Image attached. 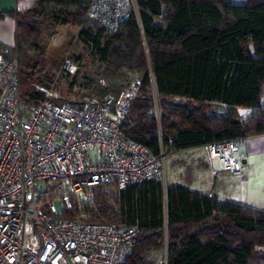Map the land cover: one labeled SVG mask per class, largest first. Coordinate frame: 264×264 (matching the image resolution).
<instances>
[{"label": "trees", "instance_id": "1", "mask_svg": "<svg viewBox=\"0 0 264 264\" xmlns=\"http://www.w3.org/2000/svg\"><path fill=\"white\" fill-rule=\"evenodd\" d=\"M89 1L36 0L10 14L16 40L5 57L21 66L50 14L56 24H77L99 63L88 96L116 98L139 79L122 131L152 156L264 135V0H134L136 12L114 32L86 17ZM31 87L24 101L40 103ZM213 104L224 107L222 117L209 115ZM238 109L250 113L242 119ZM89 203L88 222L136 226L123 264H151L161 251L165 264H264L262 209L154 181L115 195L96 188ZM74 210L60 216L73 219Z\"/></svg>", "mask_w": 264, "mask_h": 264}, {"label": "built area", "instance_id": "2", "mask_svg": "<svg viewBox=\"0 0 264 264\" xmlns=\"http://www.w3.org/2000/svg\"><path fill=\"white\" fill-rule=\"evenodd\" d=\"M135 12L134 0H90L86 17L114 32ZM76 71L74 60L64 58L60 72ZM32 87L40 103L24 101L19 61L0 51V264H123L136 226L62 218L54 202L69 211L72 200L85 201L99 187L122 191L151 181L165 186L166 153L152 156L122 131L139 79L116 98L88 96L78 105L55 104L50 88ZM245 140L204 149L223 172L239 177ZM38 183L46 184L43 191Z\"/></svg>", "mask_w": 264, "mask_h": 264}, {"label": "rangeland", "instance_id": "3", "mask_svg": "<svg viewBox=\"0 0 264 264\" xmlns=\"http://www.w3.org/2000/svg\"><path fill=\"white\" fill-rule=\"evenodd\" d=\"M85 2L84 6L87 4V1ZM232 2L240 3L241 0H232ZM55 9L59 10L60 8ZM79 30L80 27L77 24L70 23L61 26L54 24L50 14L45 15L37 39L38 48L30 51L25 61L21 63L22 91L24 94L30 91L33 84H48V88L51 89V98L57 102L73 105L72 102H81L88 97L87 82L99 74L100 67L99 63L92 57L90 47L78 40ZM66 57L74 60L77 65V71L73 75H65L60 72L61 63ZM31 88L33 89V87ZM176 102L180 101L176 100ZM249 113L247 114L249 115ZM240 114L246 113L241 111ZM239 156L242 160L247 159V164H242V175L235 179L242 180L246 176L251 179V176L254 175H264V136L245 140L240 148ZM209 165L206 151L202 148L166 153L163 168L165 182L184 188L195 189L198 186L208 189L210 185L206 184L207 181L204 178L211 170ZM233 184L221 181L216 184L215 191H219V187H231ZM37 187L43 191L46 184L38 183ZM103 191L112 195L118 192L114 187L103 188ZM98 192L99 190H96L95 194ZM55 195V192L52 193L49 195V199L52 197L54 199ZM90 198L78 202L72 200V209L75 206L78 207L73 212V219L88 220L83 208L90 205ZM54 204L57 211L61 213L63 211L62 203L56 200ZM164 258L165 251L153 252L149 256V261L151 264H165Z\"/></svg>", "mask_w": 264, "mask_h": 264}, {"label": "crops", "instance_id": "4", "mask_svg": "<svg viewBox=\"0 0 264 264\" xmlns=\"http://www.w3.org/2000/svg\"><path fill=\"white\" fill-rule=\"evenodd\" d=\"M35 2L36 0H0V15H1L0 16V49L3 50V52H5L7 49H12L15 47V40H16L15 18L10 14H16L18 12H23L25 10H28L35 4ZM61 26H66V25H61ZM241 111H245L246 114L243 115L240 114ZM223 113H224V107L218 104H213L209 111L210 116H216V117H222ZM247 113H249L248 110L238 109V114L242 119L248 116ZM260 136H264V135H260ZM260 136L251 137V138H257ZM198 148L204 149V147H198ZM209 163L211 170L207 173V176L204 179L205 181H207L206 184L208 183V185H210V188L203 189L197 186V188L195 189L192 188H187V189L193 192H198L209 196H215L219 200H232L235 202H239L242 204H246L264 210V175L261 176L254 175L251 176V179L250 178L248 179V177L246 176L242 180H239V179H235L236 178L235 176L223 172L217 162H212L209 160ZM242 164L246 165L247 159L242 160ZM225 180L227 182H231L236 185L233 184V186L231 187L228 186L224 188L219 187V191L216 192L215 191L216 184L220 183L221 181L227 183ZM168 185H176V184H168Z\"/></svg>", "mask_w": 264, "mask_h": 264}]
</instances>
